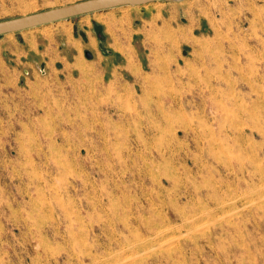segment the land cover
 I'll use <instances>...</instances> for the list:
<instances>
[{
    "label": "rangeland",
    "instance_id": "1",
    "mask_svg": "<svg viewBox=\"0 0 264 264\" xmlns=\"http://www.w3.org/2000/svg\"><path fill=\"white\" fill-rule=\"evenodd\" d=\"M76 1L0 0V20ZM47 27L0 45V264H264V183L217 153L247 166L262 141L264 0ZM31 33L53 43L37 64Z\"/></svg>",
    "mask_w": 264,
    "mask_h": 264
},
{
    "label": "water",
    "instance_id": "2",
    "mask_svg": "<svg viewBox=\"0 0 264 264\" xmlns=\"http://www.w3.org/2000/svg\"><path fill=\"white\" fill-rule=\"evenodd\" d=\"M163 1L166 0H79L25 15L1 19L0 36L114 8L142 7ZM99 36L102 37L103 35L100 33ZM86 55L89 58L92 56L89 52Z\"/></svg>",
    "mask_w": 264,
    "mask_h": 264
},
{
    "label": "bare ground",
    "instance_id": "3",
    "mask_svg": "<svg viewBox=\"0 0 264 264\" xmlns=\"http://www.w3.org/2000/svg\"><path fill=\"white\" fill-rule=\"evenodd\" d=\"M257 129H259L258 130L259 132H257V135H259V137L261 138L262 141H261L260 144H254V145L250 144L251 147H252V154L249 155V157L251 159V161L249 162V165L246 166L245 164L240 163L237 166H233V160H232V157H230V153L229 152H233L235 150L228 149V151H229L228 152L227 149L224 148V146H220L219 147L220 150H218L217 153L218 154L221 153V155L227 156V160H225L226 163L224 164L225 165L224 168H225V170L229 171L228 173H230L234 177L237 178L240 174H242L244 176L245 172H247L248 175H249V178H251L252 180L258 179V181L260 183H264V165H263V163H264V126H261V127L257 128ZM250 136H256V132L252 131V135H250ZM244 137L245 136H244V134L242 132L241 138L244 139ZM224 142H225V139H224ZM236 145H240V147H241V144H236ZM228 146L229 145H227V147ZM243 150H245V149H243ZM215 158L218 160L219 155L216 154ZM238 180H240V178H238ZM261 193H263V192H261V191L258 192L259 195H261ZM212 222H214V221H212ZM157 235H158V233H157Z\"/></svg>",
    "mask_w": 264,
    "mask_h": 264
},
{
    "label": "crops",
    "instance_id": "4",
    "mask_svg": "<svg viewBox=\"0 0 264 264\" xmlns=\"http://www.w3.org/2000/svg\"><path fill=\"white\" fill-rule=\"evenodd\" d=\"M101 12H103V11H101ZM96 13H98V12H96ZM93 14H95V13L87 14V15H93ZM84 16H86V15L79 16V17H75V18H80V17H84ZM68 20H70V19H68ZM68 20L58 21V22H55V23H51V24H48V25L41 26V27H37V28H33V29H28V30H25V31H22V32L29 33V32H32L34 29L47 27V26H50L52 24L53 25L54 24L56 25V24L68 22ZM17 33L20 34L21 32H17ZM17 33H11V34H17ZM11 34H6V35H3V36H0V45L1 44H4L7 41V40L5 41V39H2V38H5L7 36H11ZM22 38H23V45H22V47H24L25 49H27V51L24 50L25 51V54L22 51L20 57L22 58V56H25L24 58L25 59H28L29 60V63L31 61V62H35L37 64L38 61H39L38 58H42L43 60H46V59H44L43 56H48L49 55V52L53 49L52 40H49L47 42L45 41L44 42V45H39L38 44V46H39L38 48L35 47V41H36L37 37L33 33H31L30 35H25V37H22ZM44 38H45V40H47V37H44ZM9 41H10V39H9ZM99 42H100V49L102 50L103 49L102 48V44H101L102 43V39H100ZM120 52L122 53V51H120ZM38 54H40L42 57H38L37 56ZM60 54H64L66 56V49H64V47H60V52H59L58 55L60 56ZM67 56H68V53H67ZM50 59H51V62L52 61H53V63L56 62L52 58H50ZM50 59H49V62H50ZM39 62H41V61H39ZM0 64L2 65L3 63H0Z\"/></svg>",
    "mask_w": 264,
    "mask_h": 264
}]
</instances>
